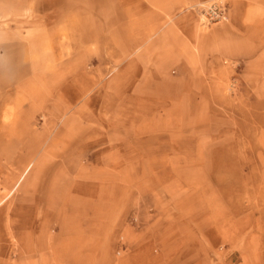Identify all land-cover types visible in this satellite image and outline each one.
<instances>
[{
	"label": "rangeland",
	"instance_id": "374dc122",
	"mask_svg": "<svg viewBox=\"0 0 264 264\" xmlns=\"http://www.w3.org/2000/svg\"><path fill=\"white\" fill-rule=\"evenodd\" d=\"M230 2L209 0L162 22L165 7L156 5L147 24L156 29L134 36L127 32L128 0H0L6 264L36 243L31 234L58 248L48 264H264V57L256 68L262 75L251 71L261 79L252 80L244 60L213 56L209 65L197 61L196 75L178 54L179 15L196 14L200 32L210 31L228 22ZM213 5L224 15L207 20ZM126 143L140 154L151 150L131 162L134 170L108 158L107 150ZM80 147L81 158L74 154ZM70 167L88 177L102 167L134 187L126 222L97 258L56 246L60 218L44 206L47 191L61 189L66 178L71 188H90L75 184L78 176H57ZM32 181L45 201L38 210L16 209ZM162 202L171 208L160 209ZM160 210L169 217L158 225ZM31 212L39 216L33 225ZM46 217L50 225L40 223ZM37 257L34 264H47L46 255Z\"/></svg>",
	"mask_w": 264,
	"mask_h": 264
},
{
	"label": "crops",
	"instance_id": "0c3cea01",
	"mask_svg": "<svg viewBox=\"0 0 264 264\" xmlns=\"http://www.w3.org/2000/svg\"><path fill=\"white\" fill-rule=\"evenodd\" d=\"M207 1L209 0H143V2L137 0V7L142 9L136 11V0H128L127 32L135 36L136 34L149 33L151 30L154 31L156 28H148L147 24L148 21L149 23L151 22L152 18L151 14L149 15L151 13L150 8L156 5L159 6L161 11L163 10L162 7H165L164 13H159L157 16L159 21L162 22L163 17H168L172 11L184 10L190 6ZM177 23L181 27L179 31L182 33L180 51L178 52L181 57L180 64L182 66L190 65V70L197 75L199 70L197 65H209V59L211 57H219L221 55L232 60H244L243 62L248 69L247 73L252 75L251 79H261L260 76H253L251 71L260 74L256 71V68L261 65L259 59L264 57V0H231L228 22L210 31L200 32L197 16L191 12L181 13ZM192 57L196 59L197 64L192 59L190 60ZM134 144L114 145L111 149L107 150L108 158L123 162L126 161L129 169L134 170V164L132 165L131 162L141 159L144 160V158L146 160V155H149L151 152L150 148H148L145 152L141 153V156L140 152L135 149ZM82 152L83 149L80 147L78 150L76 149V152L74 151V154L81 158ZM72 169L74 168L70 167L67 172L64 169L57 171V176H63V179L67 176H78L80 180H75L74 183L78 186H90V188H80L81 186L71 188L68 185L70 182L66 178V180L62 181V185L57 184V186L62 187L61 189L54 187L52 193L49 192L51 189L47 191L45 201V198L42 197V191L39 190L38 182L33 183L32 181L30 185L27 184L25 186V191L20 197H24V199L20 201L21 203L18 206L16 205V209H23L26 205L29 207V204L32 211L35 209L38 210L40 203L45 201L44 206H50V209H53L54 217L57 216L60 218L58 225L61 228L55 233L56 246L60 244L66 251L78 250V256L97 258L103 248L104 242L114 238L118 226H122L126 222L128 214H126L125 210L133 208L130 207V204L134 200V187L118 184L116 179H114L117 173L103 169L102 167L100 171L94 172L89 177L84 174L83 169L80 170L79 174H72L74 171H78L77 169ZM131 174V172L128 173L130 177L128 178V182H134L131 179L133 177ZM145 175L146 173L143 172V176ZM148 186H144L143 188H147ZM2 202H0V224L1 220L6 219L5 207L3 208ZM56 202L57 204L53 206L52 204ZM167 204L162 202L158 206L160 209H163L167 207ZM170 208L171 206L167 207V209ZM179 208L180 206L175 207V209ZM57 209L58 212L55 215L54 211ZM165 214L162 212L154 214V217L158 218L156 221L158 225L169 217L164 216ZM16 215L18 216L19 214ZM38 217L37 215V219L35 220L36 216L31 212L30 225L38 222ZM88 217H94L95 219L88 221ZM143 217L145 223H147L149 218L147 216ZM15 223L17 224L18 222L16 221ZM40 223L50 225V220L47 217L45 219L42 218ZM3 233L0 230V239L4 238ZM16 239L23 242L22 237ZM31 240H35L36 243L33 244ZM87 241H89V245H94L95 242V249L88 248ZM29 242H32L27 244V246L30 245V248L28 249L26 247L24 250L29 251L21 256L27 259L31 258L32 264H34V260L38 262L37 256L39 254L42 255V261L45 258L44 255H46L48 259H46V263L48 264V261L55 255V252L52 253L51 250H58L51 243V239H48L47 242L46 236L31 234ZM81 244H85L87 248L83 252L79 251V245L81 246ZM2 246L3 244H0V264H6V259L4 258L6 255H4V252L7 249L6 246L4 249ZM49 246L53 247L49 249ZM99 250L100 252H98ZM22 257L15 264H30L24 262Z\"/></svg>",
	"mask_w": 264,
	"mask_h": 264
},
{
	"label": "built area",
	"instance_id": "2783aa9c",
	"mask_svg": "<svg viewBox=\"0 0 264 264\" xmlns=\"http://www.w3.org/2000/svg\"><path fill=\"white\" fill-rule=\"evenodd\" d=\"M209 11L210 12L207 15V20L213 19L215 17H222V15H224L222 8L217 5H213Z\"/></svg>",
	"mask_w": 264,
	"mask_h": 264
}]
</instances>
